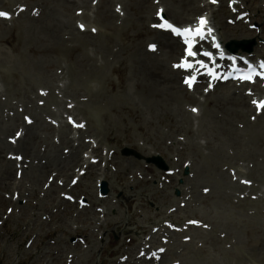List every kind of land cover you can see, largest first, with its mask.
I'll return each instance as SVG.
<instances>
[{
	"label": "rangeland",
	"instance_id": "374dc122",
	"mask_svg": "<svg viewBox=\"0 0 264 264\" xmlns=\"http://www.w3.org/2000/svg\"><path fill=\"white\" fill-rule=\"evenodd\" d=\"M45 1L0 0V9L15 8L22 12L10 23L0 21V41L7 36L0 44L9 52L10 45L18 47L8 55L13 63L7 66L4 63L8 58L0 52V80L4 82L0 81V91L12 107L4 112L0 127V264H137L141 249L151 244L157 248L162 241L169 249L157 264H171L176 259L180 264H264V250L260 246L264 240V145L258 149L251 145L264 135L247 126L246 122L256 123L251 120L252 111L236 106L227 117L225 107L217 104L221 93L218 88L208 96L200 95L197 105L200 114L188 126L189 118L183 112L189 114V105L185 103L184 109L181 103L173 104L162 93L141 92L146 87L140 85L144 76H140V68L134 62L139 61L134 49L143 51L153 38L149 32L152 16L129 27L131 41L125 45L121 58L109 55V50L103 55L95 43L103 45L106 29L94 22L101 0H75L76 5L65 14L73 23L74 34L63 35L67 42L59 50L50 37H44L50 32L45 26L58 23L63 16L45 9L43 5L48 8L51 5ZM206 2L196 0L198 6ZM227 2H221L224 6L221 15L212 18L222 41L225 44L234 40L255 41L253 49L263 54L264 1L238 0L241 5L237 13L247 12V19L234 25L227 23L235 17ZM129 4L135 6L134 2ZM109 6L119 18L117 24L124 17L135 20L136 14L140 20V9L130 10L118 0H110ZM78 8L90 15L89 22L95 25L96 34L90 30L79 33V20L72 17ZM148 10L153 15L154 5ZM201 13L185 19L175 17L177 20L173 14L169 15L177 24L185 25L194 22ZM91 33L94 36L87 35ZM71 50L73 57L69 56ZM179 56L157 54L165 70L171 69L170 64ZM128 57L131 60L127 63L126 77L130 79L125 91L112 92L109 79L119 83L120 74L115 69ZM92 59L100 67L103 65L104 71L95 69ZM12 73L16 79L12 83L20 94L8 97L6 89L12 90L13 86L5 78ZM72 76L76 79L72 80ZM225 88H231L233 95L242 94L232 85ZM209 102L212 103L208 105ZM246 103L249 104V99ZM22 108L20 113L18 109ZM207 109L211 110V117L209 123H204ZM16 114L19 116L14 118ZM68 115L82 123V141H72L68 136L71 144L62 142L58 117L66 123ZM218 122L233 123L228 125L238 130V144L223 138L226 135H222ZM50 126L56 130L50 131ZM19 129L24 137L13 145L9 140ZM33 131L38 141L30 146V152L26 143L31 142ZM85 139L92 142L86 143ZM50 143L61 151L56 155L62 161L53 162L56 155L51 157ZM82 143L85 146L78 150V144ZM209 143L216 148L225 147L227 156L216 159L221 160L219 168L212 165L215 159L207 148ZM246 144L250 146L249 156L238 149ZM72 146L77 148L73 153L81 161L79 166L78 160L70 162ZM126 149L134 155H124ZM194 149L201 152L197 154L200 158ZM20 152L28 166L25 173L18 175L15 167L8 179L2 177L5 166H10L2 159L9 153ZM84 153L92 157L94 164L81 176L76 168L87 163L88 160L86 163L83 160ZM153 158H161L167 171L147 163ZM58 162L70 169L66 177L60 176L61 167L55 166ZM258 164L262 168L258 169ZM46 167L50 169L40 173ZM98 174L103 175V182L108 185L106 196L99 194L103 182H97ZM52 178L54 181L50 183ZM216 209L223 211L224 216ZM230 213L235 214L232 221L227 217ZM191 222L199 225L190 229ZM128 229L133 232H127ZM151 235H156L155 241L148 242Z\"/></svg>",
	"mask_w": 264,
	"mask_h": 264
},
{
	"label": "bare ground",
	"instance_id": "6f19581e",
	"mask_svg": "<svg viewBox=\"0 0 264 264\" xmlns=\"http://www.w3.org/2000/svg\"><path fill=\"white\" fill-rule=\"evenodd\" d=\"M109 1L110 0H101V5L97 8L98 14H97L96 19H94V22L98 25L102 24L101 26L102 27L104 26L103 28H105L106 31L102 35L103 41L101 44H103V45L97 46V42H96L95 46L101 52L103 51V55L105 54V52L107 50H109L108 51L109 55H119V57H120L123 54V50L125 51V45L127 43H130V41H131V37H130V33H129V31H130L129 27L135 26L136 22L139 23L142 20H145V19L148 20L149 18H151V14H152L151 12L152 11L148 10V9H149V7H151V8L153 7V5H151V4H153L154 2L152 0H118V2H124L126 7H128L130 10H134V7H135L136 9H140L141 10L140 12H142V13L138 14L140 20H138L137 14H136L135 20L124 18L122 20L121 24H117V21L119 20V18L116 17V15L111 13V6H109ZM225 1H228V0H218V3L220 5L219 7L212 6L209 3H206L203 7H201V6L197 5L196 0H162V4L166 7L165 8L166 10L164 12V14L166 16H167V13H168V15L170 13V14H173L174 18L176 17L177 19H182V18L185 19L188 17L190 18L192 16H196L199 13H201L200 11H202V9L204 8L205 9L204 11L207 12L208 15H211V17L213 19H217L221 15L220 14L221 9H223V7H224L221 4V2L224 3ZM132 2L135 3V6L132 4H129ZM45 3L51 4L50 8H48V5H43V7L45 9H50V12L52 14H54V13L60 14L61 13L63 18L62 17L58 18V23H49L48 25H46L45 28L48 29V31H50V32L48 33L49 35L47 34L44 37L45 38L50 37V39L52 40V43H54L59 48V50L63 49L62 43L65 44V42H67V40H65L63 35L66 32H67V34H72V33L74 34L73 23L69 21V18L68 19L66 18L67 15H65V14L69 13L70 8L73 5H76L75 4L76 2L73 0H46ZM112 5H113V3H112ZM145 10H148V11H145ZM43 11H44V9H43ZM201 15H203V13ZM72 17L75 20L79 19V17H77L75 15H72ZM72 17H71V19H72ZM89 17H90V15L88 13L86 14V12L84 11L83 15L80 16V19H82V21L90 23ZM169 17H171V16L169 15ZM49 21H50V19H49ZM175 22L177 23V21H175ZM17 29H18V27H17ZM149 32H151L153 34L152 35L153 38L146 43L144 50L142 51V50H139L138 48L134 49L136 51L135 54L139 55V58H138L139 61H134V62L140 68V72H139L140 76H144L143 77L144 79L140 82V85H143L146 87V90H141L142 94L145 93L143 91H147V92L150 91V93L156 94V95H159L162 93L165 96H167L169 99L174 101L175 103H173V104H175V105L180 104L182 100H185L188 102L194 101L193 95H191L185 89V87L182 86L181 83H178V78L180 77L179 72L172 70V68L165 70L162 67L163 66L162 60H160L159 57H157V54L158 55L164 54V55H166V57H174L175 55H180L181 54L180 53L181 45H180L179 41L172 38L169 34H166L164 32H160L157 30H150ZM79 33H81V32H79ZM87 35H90L91 37L94 36L92 33L87 34ZM6 37L7 36H4L2 38V41H0V42H3ZM80 44H83V43L81 42ZM0 45H1V47H0L1 55L4 54L8 58V59H6L7 60L6 62L4 61L5 66L13 63L12 62L13 60H11L12 56L8 57V55H11L14 51H17L18 47L16 45H10L12 48H10V52H9L4 47L3 44H0ZM152 46H155V50H152ZM121 47H122V51L120 49ZM114 48H119V49L115 52ZM139 48H141V47L139 46ZM130 51L133 52L132 50H130ZM130 51H128V52H130ZM69 54H70L69 55L70 57H73L74 56L73 50L69 51ZM129 56L132 57L133 53H131ZM130 57H128L126 60H122L121 61L122 65L119 64L120 68L115 69V73L118 72V74H120L119 83H116V82L112 81L111 79H109V86H110V89L112 92H124L125 91L126 82L130 79V78L126 77V73L128 74V71H127L128 64L127 63L131 60ZM90 62H92L93 67L95 69H99V71H102V70L104 71V66L102 65V67H100L98 65V62L96 59H92ZM24 64H25V62L24 63L22 62L23 66H24ZM16 66H18V65H16ZM19 66H21V63ZM17 75H18V77H20L21 73H18ZM12 79L16 80L14 78L13 73L8 75L5 78V81L10 82L13 86V89L8 91V96H11V95L14 96L15 94H20L19 91H17V85L12 83ZM75 79L76 78L72 76V80H75ZM18 83L20 85H22L21 79L18 80ZM220 86H223V85H220ZM220 92L221 93H220V96L218 97L217 104H219V106H221V108L225 107L224 110L227 113V115H226L227 117H230V113H232L231 109H233L235 111L236 106L238 108L243 109V110H247V111L252 110V107L246 103L247 97L245 95H242V94H240V95L234 94L233 95L231 92V89H227L225 87H220ZM153 97H156V96H153ZM153 97H151V98H153ZM161 98H163V97H161ZM103 102H104V100H103ZM56 103L58 105L60 104L58 102H56ZM229 105H232V106H230V108H229ZM233 106H234V108H233ZM1 108H2V103L0 102V111H1ZM85 109H83L82 111L85 112ZM184 115L188 116V118H189L188 126H191V122H192L194 116L192 114H187L186 112ZM18 116L19 115L17 114V115H15L14 118H17ZM210 117H211V111L207 109L204 112V118H203L204 123H209ZM242 117L245 118V114H243ZM58 118H59L58 121H61V129H58L59 130L58 134H60V136L62 137V142H64V143L67 142L68 144H71V141H68V136H70V132H71L72 128L70 126L68 127L67 123H64L61 120V117H58ZM246 118H247V116H246ZM2 123L3 122L1 121V116H0V127L2 126ZM217 124L219 126H221L220 128H221L222 135L223 136L226 135V137L224 136L223 138H225L227 141L235 142V144H238L239 139H240L239 135H238V130L235 129L234 127L228 125V124L233 125V123L228 122V124H225L223 122H218ZM246 124L250 128L261 131L262 135H264V115L259 117L256 123L252 124L249 121V122H246ZM67 128H68L69 133L67 132ZM49 130L54 132L56 129L54 127L50 126ZM78 132H79V134L82 133V131H78ZM40 139H41V141L43 140L42 138H40ZM218 140H216V141H218ZM37 141H38V138L36 135V131H33L31 133V142L26 143V147L28 148L27 150L30 151V146L32 144L36 143ZM254 142H257V143L254 145L251 144L252 147L254 149H258L256 147H259V146L261 147L262 145H264V136H260V139L258 141L254 140ZM40 143H42V142H40ZM22 144L24 145L23 141H22ZM208 145H210V147H207V148L210 150L211 153L213 152L212 157L215 159V162H216V159H218L219 157H220V159H223L225 156H227V154H226L227 152L225 151V147L216 148V147H214V145L212 143H209ZM4 146H8L10 149L13 148L11 145H7V144H5ZM49 146H50V151H51V153H50L51 157H54L53 155H56V154H58V152H61L57 146H55L51 143L49 144ZM81 146H84V145L81 144L79 146L78 150L81 148ZM8 147H6V148H8ZM249 148H250V146L248 144L241 145L240 147H238V149L240 151H242L247 156L251 155L250 150H248ZM1 150H2V148L0 147V158H2V156H1L2 151ZM73 150L77 151V148L74 146L72 147V154L70 155V156H72L71 161H70L71 164L73 162H75L76 160H78V159H75L76 156L74 155ZM140 150L142 152V149H140ZM196 150L197 149L193 150L194 153L196 155L197 154L199 155L201 152L198 153V151H196ZM54 158L55 159L53 162L60 160V159H57L58 158L57 155ZM68 158L69 157H67L66 160ZM202 158L207 159L205 157H202ZM211 160H212V158H211ZM60 161H62V160H60ZM2 162L3 163L5 162L7 165L8 164L10 165V166H5L6 170L4 171V176H2V177L7 176V179H8L11 172L13 171V168H14L13 162H11L10 160L4 159V158L2 159ZM80 162L81 161L78 160L76 163L79 164ZM215 162H213V163L211 162L212 165L219 168V164L221 163V160H219L216 163ZM78 164H77V166H79ZM56 165H58V167L59 166L61 167V169H59L60 176L66 177L69 173V170H70L67 168V165L66 164L62 165L59 162L57 164H55V166ZM34 167L35 166H33V165L31 166V168H33V169H34ZM190 167H191V169H193L195 167V163L192 162ZM211 168H212V166H211ZM257 168L260 169L262 167H261V165L258 164ZM46 169H50V167H46L40 173L44 172ZM49 171L50 170H48V172ZM35 172H39V170H37ZM24 173H25V171H24ZM101 180L104 181L103 175L98 174L97 182L99 183V182H101ZM222 183L223 182H220V184H222ZM221 187H222V185L220 186V188ZM183 190H185V189H183ZM216 211L220 212L221 216H224L223 211L217 210V209H216ZM234 215L235 214L230 213L227 215V217L232 221L233 217H235ZM130 231H132V230L131 229L127 230V232H130ZM66 232L70 233L68 231H66ZM263 241L264 240H262L260 246L264 250V242ZM190 252L191 251L189 250V253ZM197 264H199V262Z\"/></svg>",
	"mask_w": 264,
	"mask_h": 264
},
{
	"label": "snow or ice",
	"instance_id": "6c2138e0",
	"mask_svg": "<svg viewBox=\"0 0 264 264\" xmlns=\"http://www.w3.org/2000/svg\"><path fill=\"white\" fill-rule=\"evenodd\" d=\"M213 3H216V0H212ZM0 17H4V18H9L8 17V14L7 13H3V12H0ZM206 24V21L201 19L200 20V25H201V28H198L195 30V33H193V30L192 29H184L183 31H181L180 29L178 28H175L173 27L172 25L170 24H167V22H165V24L163 25H154V27H166L167 29H169L172 33H174L175 35L177 36H182L184 37V42L188 45L187 47V55L190 56V57H195L196 56V53L192 51V48L194 47V43L192 42V37L193 35L195 36H199L201 39H203L204 37V33L202 31V28L203 26ZM211 32V30H209V33ZM152 50H155V46H152ZM205 56H208L209 58H211V54L210 53H204ZM202 67H206L205 65L201 64ZM176 67H185V68H188V69H191L194 67V65H190L188 64L187 61H185L183 64L181 65H176ZM261 67H264V64L261 65ZM210 75H214L213 73H209ZM195 82V77H191L190 79H187L185 81L186 84H188V86L191 88L193 83ZM254 104L257 105V107L259 109H262L264 110V102H260L257 104L256 101H253ZM195 111V110H194ZM163 251V250H161Z\"/></svg>",
	"mask_w": 264,
	"mask_h": 264
},
{
	"label": "water",
	"instance_id": "95a60500",
	"mask_svg": "<svg viewBox=\"0 0 264 264\" xmlns=\"http://www.w3.org/2000/svg\"><path fill=\"white\" fill-rule=\"evenodd\" d=\"M104 191L107 192V188H106V185H104Z\"/></svg>",
	"mask_w": 264,
	"mask_h": 264
}]
</instances>
